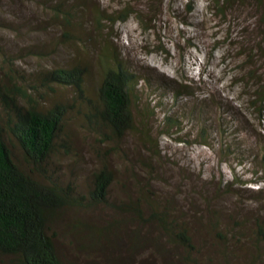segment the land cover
Returning a JSON list of instances; mask_svg holds the SVG:
<instances>
[{"label":"rangeland","instance_id":"obj_1","mask_svg":"<svg viewBox=\"0 0 264 264\" xmlns=\"http://www.w3.org/2000/svg\"><path fill=\"white\" fill-rule=\"evenodd\" d=\"M187 1L0 0V123L9 111L1 91L12 96L9 88L19 81L40 102L67 106L45 163L53 177L85 193L99 167L114 174L109 204L69 209L58 219L55 245L63 264H264V110L252 99L264 79V42L259 31L242 37L245 26L253 27L245 10L250 0L225 16L207 0H190L189 11ZM126 7L137 13L115 20ZM226 35L249 48L259 43L261 49L250 51L256 82H248L244 57ZM106 45L107 63L115 64V54L135 74L134 126L120 139L88 122L90 106L76 89L41 78L52 68L89 62L84 94L99 103ZM185 84L189 92L176 97ZM167 115L175 127L163 124ZM203 128L208 144L201 143ZM131 202L145 220L130 217ZM155 210L188 228L194 249L174 243L151 217ZM114 219L126 223L120 220L112 234V250H86L69 234L74 220L103 227ZM11 260L0 255V264Z\"/></svg>","mask_w":264,"mask_h":264},{"label":"trees","instance_id":"obj_2","mask_svg":"<svg viewBox=\"0 0 264 264\" xmlns=\"http://www.w3.org/2000/svg\"><path fill=\"white\" fill-rule=\"evenodd\" d=\"M189 1H187L188 9L192 11ZM243 5L241 0H207L208 8L221 16ZM247 5L248 8L245 10L251 11L253 27L245 26L241 31L242 37L245 33L250 35L254 31H259L256 34L261 37L260 42H264V0H250ZM131 13H137V11L126 7L115 20L124 21ZM68 14L70 17V13L66 15ZM67 16H62L59 20L69 24L71 21ZM102 20L98 18V22ZM226 40L230 48L240 50V55L244 57L245 76H248V82L253 80L256 82L257 68L251 61L250 51L254 48L257 51L261 49L259 43L256 42L255 46L249 48L245 46V42H235L232 35H226ZM108 47L106 45L105 52L100 58L105 62L103 63L105 68L97 91L99 103L93 102L84 94V76L89 71V62L85 64L80 62L72 67H55L43 72L41 78L42 83H53L76 89L79 96L90 106L85 114L88 122L98 127H106L111 137L120 139L134 126L132 106L133 97H137L134 90L135 74L124 66L115 54V64H108L106 53L109 50ZM240 80L244 81L243 78ZM263 80L258 79L257 91L254 95L252 94L253 105L260 111L264 110ZM23 85L19 81L15 82L9 88L12 96L7 95V90L1 91L2 101L9 111L7 121L0 123V255L10 256L11 264H63L55 245V228L58 219L69 209L91 210L96 206L109 204L108 195L114 174L106 166L99 167L93 171L90 185L85 193L79 191L72 182L64 183L53 177L45 163L62 130L67 106L59 102L51 105L44 104L24 89ZM186 87H188L187 84L183 85L184 89L177 91L176 97L188 93ZM20 98L26 99L25 105L19 104ZM163 124L172 128L175 127V120L167 115ZM97 130L99 131V128ZM166 131L168 134L172 133L170 130ZM105 133L101 132V134ZM146 135L148 137V132ZM200 136L201 143L208 144L204 128L200 131ZM178 139L181 140V138ZM14 147L20 149L21 157L15 155ZM125 208L126 211L132 210L131 212L134 213L130 216L132 219L145 220L144 210L136 206L134 202ZM152 216L158 218L165 233H170L174 243L194 249L188 228L181 226L176 220L168 221L167 212L157 213L155 210L151 212ZM120 220L114 219L103 227L74 220L70 224L69 234L75 237L86 250L92 251L103 247H109L112 250V234L116 235V231L122 227L119 224ZM122 223L126 221L122 220ZM259 232L264 239V231ZM140 241V236L136 235L133 239L135 246H133L140 247L143 244V241ZM98 246L100 248H97ZM123 261L125 260H121V263Z\"/></svg>","mask_w":264,"mask_h":264}]
</instances>
